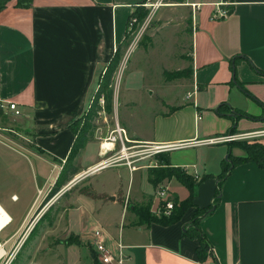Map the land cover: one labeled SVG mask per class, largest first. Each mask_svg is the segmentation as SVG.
Returning a JSON list of instances; mask_svg holds the SVG:
<instances>
[{
  "label": "crops",
  "instance_id": "0c3cea01",
  "mask_svg": "<svg viewBox=\"0 0 264 264\" xmlns=\"http://www.w3.org/2000/svg\"><path fill=\"white\" fill-rule=\"evenodd\" d=\"M142 4L146 0H32L31 7L18 8L12 1L0 13V103L6 108L9 103L16 104L19 124L30 133L35 149L19 151L5 146L0 151V169L14 187L29 182L30 173L21 169V157L38 161L36 176H41L40 180L44 165L63 170L77 139L70 126L87 113L100 76L117 50L123 54L130 17ZM162 7L174 9L167 18L179 14L183 20L186 16L191 28L190 60L183 66L190 69V75L175 86L181 90V100L164 102L162 106L168 108L158 115L153 113L151 133H143L133 121L126 128L121 122L118 126L137 143H201L229 135L235 125L234 115L216 113L220 105L227 104L232 111L254 117L239 120L235 134H259L249 140L199 144L167 153L173 167L185 169L198 181L194 206L177 223H139L133 208L143 204L145 195L153 194L149 176L146 181L151 190L146 191L141 184L129 199L119 184L91 183L98 197L78 195L75 207L68 212L82 209L84 199L93 201L91 204L101 211L112 206L118 216L126 210L132 220L127 228L119 229L117 224L106 228L112 249L119 238L128 247L130 259L126 264H264V168L254 162L237 166L229 162L230 171L222 179L230 154L247 156L237 143L257 140L264 145V0H183ZM144 8L149 15L157 11ZM219 9L227 11V16L215 18ZM237 81L261 103L246 94ZM96 139H89L75 158L73 164L79 171L102 158L100 144L104 138ZM93 145H98L97 154L85 165L80 158ZM139 162L137 171L146 169ZM220 182L215 209L201 218V229L211 246L209 257L201 262L199 241L185 237L184 232L197 208L215 203ZM181 185L175 179L167 182L172 196L184 201L189 191L185 187L187 194L182 197L183 193H178ZM20 201L18 191L12 190L7 196L0 192V206L12 220L1 233L16 221L20 223L13 233L20 232L39 204L34 200L23 213L14 212L12 205ZM75 236L82 242L93 240L92 234Z\"/></svg>",
  "mask_w": 264,
  "mask_h": 264
},
{
  "label": "rangeland",
  "instance_id": "374dc122",
  "mask_svg": "<svg viewBox=\"0 0 264 264\" xmlns=\"http://www.w3.org/2000/svg\"><path fill=\"white\" fill-rule=\"evenodd\" d=\"M166 4L163 0V6ZM180 10H185V8ZM172 11L174 9L160 7L154 14L152 13L151 18L148 15L147 19L139 25L135 35L130 36L128 44L123 50L119 71L113 83V94L110 96L111 113L106 112L104 98V103L101 104L99 101V105H97L101 108L100 111H94L92 117L84 114L85 117L83 116L84 118L79 122L78 128H81L85 123L91 128L89 139H96L100 136L106 140L117 129L118 122H121V126L126 128L132 125L133 121L143 133H151L149 131L154 121L153 113L158 115L164 112V108H168L165 105L162 106L164 102L169 104L172 100H181V90L175 86L176 82L182 78L179 76L177 78L171 77L170 75L182 71H188L185 76L190 75V69H183V66L185 65L184 61L190 60L188 51L190 50L189 31L191 28L188 20L185 19L186 16L183 20L179 18V14L169 18L165 17L166 14H173ZM138 32L141 33V38L137 44H134V36H137ZM96 92H93V97ZM150 92H153V95ZM89 107L86 109L87 112ZM0 109V151L7 146L19 151L25 148L30 152H35L34 145L31 143L32 139L29 138L30 133L19 124L18 115L1 103ZM104 139L100 140L101 144L105 142ZM255 143H259V141L254 140L238 144L244 146ZM120 148L121 143L118 140L114 145V150L109 152L107 156L98 158L95 163L109 158L116 159ZM97 149L98 145L87 148L82 154L84 158L82 160L80 158V162L82 161L86 165L87 163L84 162L91 161L96 156ZM170 155L167 154L165 157L169 158ZM147 156L143 155L141 158H144L139 162V166L146 169L135 173L130 172L126 166H121L124 162L115 161L101 172L83 177V174L88 170L86 169L88 166L84 165L86 170H81L71 178L52 198H49V194L55 185L52 183L57 180V175L61 174V170L44 165L42 168L43 178L40 180L41 176H36L38 161L34 158L28 160L21 157V169L30 173L28 181H31V185L26 181L24 187L18 188L14 187L13 184L15 183L8 180L7 174L0 169V192L7 196V193L15 190L21 196V201L12 205L14 212L23 213L34 200H37L36 203L39 202L20 232L13 233L14 226L20 223L16 221L12 227L0 234L1 244H6L7 257L5 259L10 261L9 264H98L93 252V241L85 239L82 242L79 239L80 236L77 237L75 234L89 236L98 227L106 229L111 224H117L119 229H123L124 226L127 228L132 222L131 216L126 213V210L123 211L122 216H118L119 214L114 208H111L112 206L101 211L99 207L91 204L94 203L93 201L88 199L86 200L90 203L86 202L85 199L80 202L82 209L71 212L68 210L75 207V198L78 195H86L90 198L98 197L91 183L93 185L96 183L99 186L119 184L125 187L124 196H128V199L133 197V191L135 192L141 184L146 191L151 190L146 177L149 176L150 169L148 166H152L156 156L153 158ZM156 164L157 162L153 165ZM76 178L75 184L69 186ZM46 180L47 184H45ZM167 182L169 180H165L162 185L166 186ZM48 184L49 187L46 188ZM157 190L158 187L153 188V194L145 195L146 198L142 205L147 206L152 202ZM40 191L42 192L40 193ZM186 191V188L181 185V191L178 193L180 195L183 193L181 196L185 197ZM102 197L106 198V196ZM151 215L158 218L164 217L161 214L151 213ZM68 241L71 243L80 241L81 245L66 244L65 242Z\"/></svg>",
  "mask_w": 264,
  "mask_h": 264
},
{
  "label": "trees",
  "instance_id": "16d2710c",
  "mask_svg": "<svg viewBox=\"0 0 264 264\" xmlns=\"http://www.w3.org/2000/svg\"><path fill=\"white\" fill-rule=\"evenodd\" d=\"M12 1H16V7L18 8H29L32 6V0H0V13L4 11L8 7V4L11 3ZM182 2L183 0H165V3L167 4H176V3L180 4ZM149 13L150 12L147 8L141 7V8H138L131 15L130 19L135 18L137 19V22L136 24H134L133 28L130 29V20H129L128 30H127L126 39H125V45L128 44L130 36L133 35V33L137 30L139 25H141L147 19ZM121 61H122V53H121V50L118 49L114 58L112 59L108 67L106 68L104 74L100 76V79H99L100 83H99L98 90L95 96L93 97L91 106L89 107V111L85 114V116L91 115L92 117L94 111L96 112L97 110L98 111L101 110V108L97 107V105H99V101L102 96H104L105 98L106 112L111 113V104H110L111 97L110 96L111 94H113L112 88H113V83L115 81L114 78H115L116 72L118 71L120 67ZM186 72L188 71H182L181 73H177V74L173 73L170 76L176 77V78L179 76V78L180 77L183 78V77H187L185 76L187 75ZM261 73L264 74V72H261ZM237 83L239 84L238 81ZM239 86L246 94H248L250 97H252L257 102L261 103L256 97L248 93V91L244 88L243 84H239ZM227 112L228 113L231 112V114H233L235 118L234 120L235 125L230 130L229 134L236 133L237 131L236 124L242 118L254 119V117L244 112H240L237 110L232 111V109L227 104H222L216 109V113L219 115H224ZM84 117L75 121L70 126V129L77 135V139L72 149V152L59 178L57 179L54 185V188L49 194V198H52L53 196H55L63 188V186H65L71 180V178H73L75 175H77L80 172L79 169L75 167L73 162L75 158L78 156L79 152L82 149H84V147L86 146L89 140V131L91 129L86 125V123L81 128H78L79 122ZM240 146L245 150L247 156L246 157H234L232 154H230L228 156V160L224 164L225 168L223 171L222 179H225V177L228 175V172L230 171L231 164L229 162H231L233 166H237L239 164H243L246 162H254L259 167L264 168V145H262L261 143H255L254 145L245 144L244 146L243 145H240ZM165 156H166L165 154L157 155L156 156L157 161H158L157 167L149 168L150 169L149 170L150 183L153 185L154 188H157L165 180L176 179L180 184H182L184 187L188 189L189 197L185 199L184 201H180L177 197L173 196L172 200L175 204V207H174V210L171 216L168 218L167 217L158 218V217L152 216L151 210H150L152 202H150L147 206H144V205L134 206L133 212L136 214L140 224H148L151 222H156L163 226H169V225H172L180 221L182 217L185 215V213L188 211V209L194 206L193 198L198 189L197 179L189 175L185 169H182L179 167H173L170 164V159ZM221 186H222V183L220 182L216 190L217 196L215 199V203L207 208H197L194 214V217L192 221L190 222V225L185 228V232H184L185 237L190 238V239H197L199 241V246L197 248V254L201 262H204L207 260V258L209 257L210 249H211L208 239L201 229V218L207 214H210L215 209V206L217 205L219 201V197L221 195ZM65 243L69 245H73V244L81 245L80 241L78 243H71L69 241Z\"/></svg>",
  "mask_w": 264,
  "mask_h": 264
},
{
  "label": "built area",
  "instance_id": "2783aa9c",
  "mask_svg": "<svg viewBox=\"0 0 264 264\" xmlns=\"http://www.w3.org/2000/svg\"><path fill=\"white\" fill-rule=\"evenodd\" d=\"M143 6L151 8L153 11L158 10L160 7L163 6V0L153 2L152 0H147L146 4ZM152 14H150L149 18H151ZM227 16V11H221L220 9L216 12L215 18H223ZM137 19L131 18L130 19V29L133 28L134 24H136ZM135 35V32L133 33ZM141 33L138 32L137 36L135 37L134 44H137L140 40ZM100 103H104V96L101 97ZM8 107L11 111H13L16 115H20V111L16 108V104L9 103ZM118 131V132H116ZM259 133H243V134H229L222 137H214L209 140L199 142H189V143H137L130 140L127 136V132L124 128L117 126V129L112 132L111 136L105 140L101 144V155L107 156L111 151L105 148L104 144L109 142L115 143L119 140L121 143V148L119 150V155L116 159H105L101 162L95 164L94 166L90 167L87 171V174L92 172L99 173L102 170L106 169L107 165H111L115 161H122L123 164L130 168L131 172L137 171L138 167L136 163L141 161L143 155H148L147 157L157 156L159 154H167L175 150H180L186 147L191 146H198L199 144L204 145H216V144H225V143H233L238 141L249 140ZM140 157V158H139ZM105 158V157H104ZM157 164L154 166H148L149 168L157 167L158 161L156 160ZM92 170V171H91ZM16 197H14L15 200ZM175 204L172 200V193L169 190L167 185L160 184L158 186V190L156 191L155 198L151 205V213L157 215H163L164 217H170ZM93 252L95 254V259L97 260L98 264H126V262L130 259L127 254L128 247L123 243L122 239L119 238L116 248L112 249L109 245V237L108 233L105 228L98 227L93 233ZM7 243V242H6ZM6 244H1V247L5 250ZM6 251L0 256V264H9L10 261L6 260Z\"/></svg>",
  "mask_w": 264,
  "mask_h": 264
},
{
  "label": "bare ground",
  "instance_id": "6f19581e",
  "mask_svg": "<svg viewBox=\"0 0 264 264\" xmlns=\"http://www.w3.org/2000/svg\"><path fill=\"white\" fill-rule=\"evenodd\" d=\"M116 132H118V131H116ZM104 146H105V148H107V149H109L110 151H111V149H113V147H114V144L113 143H109V142H107V143H105L104 144ZM110 165H107L106 166V168H108ZM92 171V170H91ZM95 172H97V171H95ZM95 172H92V173H90V174H95ZM88 173V171H86L84 174H83V177H85L86 175H89V174H87ZM75 181H77V178H76V180ZM16 199V198H15ZM12 220H11V218H10V216L8 215V213L0 206V233H1V231H3L4 230V228L6 227V226H8V224L11 222ZM4 249L1 247V242H0V256L4 253Z\"/></svg>",
  "mask_w": 264,
  "mask_h": 264
},
{
  "label": "water",
  "instance_id": "95a60500",
  "mask_svg": "<svg viewBox=\"0 0 264 264\" xmlns=\"http://www.w3.org/2000/svg\"><path fill=\"white\" fill-rule=\"evenodd\" d=\"M227 159H228V157H227ZM76 179H74L71 183H70V185L69 186H71V185H73V184H75V181Z\"/></svg>",
  "mask_w": 264,
  "mask_h": 264
}]
</instances>
